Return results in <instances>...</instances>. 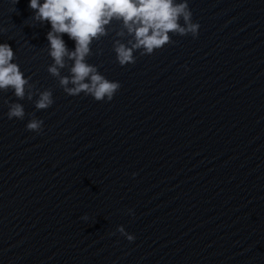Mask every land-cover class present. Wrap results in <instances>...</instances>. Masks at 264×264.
<instances>
[{"label": "water", "instance_id": "obj_1", "mask_svg": "<svg viewBox=\"0 0 264 264\" xmlns=\"http://www.w3.org/2000/svg\"><path fill=\"white\" fill-rule=\"evenodd\" d=\"M29 3L0 0V43L31 85L23 100L0 91L5 175L101 264H264V0H188L197 36L169 33L125 66L114 45L134 37L113 19L86 57L120 83L111 101L68 95L67 57L60 77L48 72L51 25ZM46 90L54 103L37 109Z\"/></svg>", "mask_w": 264, "mask_h": 264}, {"label": "clouds", "instance_id": "obj_2", "mask_svg": "<svg viewBox=\"0 0 264 264\" xmlns=\"http://www.w3.org/2000/svg\"><path fill=\"white\" fill-rule=\"evenodd\" d=\"M17 2L14 0V3ZM29 7L34 11V21L51 25L47 40L49 55L54 63L48 72L60 77V69L65 67V57L74 61L71 75L60 77V85L70 96L83 92L96 101H111L121 87L118 81L108 80L96 66L86 61V57L91 54L90 45L107 35V26L113 19L122 21L128 34L134 37V41L130 40L127 45L115 42L114 51L121 66L135 63V50L143 49L142 55H151L166 44L173 43L169 33L196 37L200 27L192 21L188 0H30ZM63 34L75 42L74 51L68 50ZM13 61L12 47L8 43H0V91L12 89L14 95L23 100L26 87L31 85L19 65ZM70 83L73 87H68ZM28 99H32L31 92ZM53 103L52 92L46 90L39 94L35 107L47 109ZM7 116L9 119L23 120V105L10 103ZM42 125L43 121L32 119L26 129L40 132ZM117 231L129 241L135 239L125 232L123 226H119Z\"/></svg>", "mask_w": 264, "mask_h": 264}]
</instances>
